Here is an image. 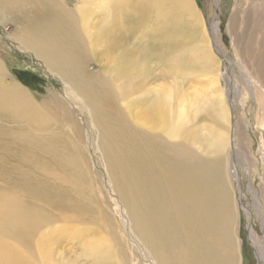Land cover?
Masks as SVG:
<instances>
[{
	"label": "bare ground",
	"instance_id": "obj_1",
	"mask_svg": "<svg viewBox=\"0 0 264 264\" xmlns=\"http://www.w3.org/2000/svg\"><path fill=\"white\" fill-rule=\"evenodd\" d=\"M90 1L91 6L86 5L88 0H80L74 10H66L62 0H0V17L20 5L33 4L32 15L21 31V45L32 50L88 108L100 135L104 150L101 154L108 158L109 179L127 209L131 227L148 255V264H240L236 203L231 196L225 156L232 144L229 91L222 86L226 75L222 62L212 53L207 32L208 43L198 44L196 55L204 63L208 88L193 87L185 94H176L177 103L173 100L181 80L175 75L170 88L158 84L149 91L153 94L151 102L130 105L129 102L144 100L143 86L149 74L142 61L147 53L140 46L133 53L125 52V48L112 54L105 52V61H99L103 67L97 74L87 69V60L100 47L108 45L107 49L114 52L122 45L120 35L126 34L121 38L124 41L132 39L131 28L145 24L139 14L153 11L156 22L172 16L175 20L166 24V36L176 39L182 27L180 18L186 17L194 25L201 23L199 9L193 0ZM95 10L99 18L94 23ZM3 65L0 59V117L24 122L28 129L42 126L43 112L13 77L8 76L11 82H4L8 71ZM183 72H189L188 66ZM245 78V90L249 87L256 106L263 107L255 112L258 123L254 122V128L262 131L264 92H257L258 83ZM122 80L129 84L127 91L120 94L118 83ZM242 94L240 106L245 107L247 92ZM201 112L213 117L214 122L206 141H197L196 135L188 131L192 116ZM28 139L34 141L30 136L17 138L13 132L10 135L0 131V177L20 193L82 211L87 205H74L81 193L70 198L62 189L63 181L73 178L99 212L89 184V166L78 153V140L67 138L64 143L50 142L40 148ZM166 139L187 141L169 143ZM38 216L13 198L10 189L0 190V264H54L47 240L40 239L35 247L37 261L20 245L22 238L32 233ZM13 237H17L14 244L9 241ZM85 251L98 264H123L117 258L111 234L95 236ZM260 259L263 264L262 254Z\"/></svg>",
	"mask_w": 264,
	"mask_h": 264
},
{
	"label": "rangeland",
	"instance_id": "obj_2",
	"mask_svg": "<svg viewBox=\"0 0 264 264\" xmlns=\"http://www.w3.org/2000/svg\"><path fill=\"white\" fill-rule=\"evenodd\" d=\"M62 1L66 10H74L77 3H80V0ZM88 1L86 5L91 6L92 2ZM193 1L203 21L199 25H194L186 17H182V27L176 33V39H169V34L166 36V24L175 20L172 16H168L163 22H156L152 10L149 15L139 14L145 24L140 27L131 26L132 39L127 42L121 39L126 34L120 35L118 40L122 45L114 52L107 49L108 45L100 47L87 60V69L97 74L103 67V62L99 61H105V52L112 54L125 48V52L130 50L133 53L139 51L136 47L140 46L147 53L145 59L141 60L147 65L149 74L143 86L144 100L129 102L130 105L151 102L153 94L149 91L158 84H163L165 89L170 88L175 75L181 80L173 100L177 103L176 94H185L193 87L199 90L208 88L204 63L196 55V48H199L197 45L205 46L208 43L207 32L212 53L222 62L221 67L226 75L222 77V86L229 91V136L232 137L233 145L226 149L225 156L228 159L231 196L236 203L235 236L239 243V263L261 264L258 256L262 254L264 264V130L254 128V122H257L255 112L263 107L256 106L255 95L249 87L245 90L247 76L251 82L258 83L257 92H264V0H248L245 9L243 7L246 0ZM131 6L132 4L129 5ZM248 6L252 7L251 11ZM33 7V4L20 5L0 17V59L8 71L4 82H11L9 77H13L12 79L20 83L36 107L43 112L42 126L28 129L24 122L0 117V131L9 132L10 135L13 132L17 138L30 136L34 141L28 140L36 142L40 148L44 144L47 147L50 142L64 143L67 138L78 140V153L89 166V184L99 212L96 211L94 203L84 196L83 188L73 178L65 179L62 189L70 198L81 193L74 205H87L82 207V211L69 205L57 206L29 193H20L0 177V190L10 189L13 198L39 215L32 233L28 237L24 236L20 245L30 253L34 261L39 257L35 247L40 239H45L50 249L51 262L54 264H98L88 255L85 247L95 236L111 234L119 261L123 264H148V255L131 227L127 209L109 179L106 171L108 158L101 154L100 135L88 108L81 103L79 97L70 93L68 85L58 75L50 72L42 60L34 56L32 50H27L24 44L21 45V31L32 15ZM92 12L95 23L98 21L99 12ZM131 13L128 16L134 19ZM241 18L245 21H241ZM239 22L240 28L237 27ZM187 66L189 72L185 74L183 71ZM251 82L248 81L249 84ZM128 84V80L120 81L118 87L119 91L122 90L118 92L121 94L127 91ZM245 91L248 104L242 107L240 99ZM84 100L91 102L87 98ZM136 109L133 112L138 111ZM213 126V117L201 112L192 116L188 131L196 135L197 141H206L207 138L210 139L212 133L209 130ZM167 141L185 143L187 140ZM194 143L192 148L199 154ZM197 143L200 147V142ZM212 157L211 155L210 158ZM16 238L9 240L10 243L14 244Z\"/></svg>",
	"mask_w": 264,
	"mask_h": 264
},
{
	"label": "trees",
	"instance_id": "obj_3",
	"mask_svg": "<svg viewBox=\"0 0 264 264\" xmlns=\"http://www.w3.org/2000/svg\"><path fill=\"white\" fill-rule=\"evenodd\" d=\"M21 82H23V81H21Z\"/></svg>",
	"mask_w": 264,
	"mask_h": 264
}]
</instances>
